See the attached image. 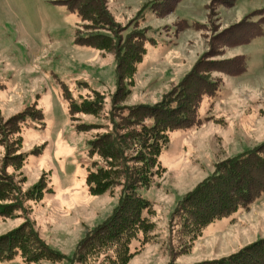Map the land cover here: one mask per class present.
<instances>
[{
	"label": "rangeland",
	"instance_id": "1",
	"mask_svg": "<svg viewBox=\"0 0 264 264\" xmlns=\"http://www.w3.org/2000/svg\"><path fill=\"white\" fill-rule=\"evenodd\" d=\"M61 1L0 0V117L9 120L30 106L43 114L42 121L26 118L19 133L0 131V205L16 207L0 210V236L29 222L65 258L27 262L18 251L0 264H72L79 241L111 215L120 198V184L91 194L85 177L92 162L100 160L88 155L89 140L111 129L115 57L75 43L80 20ZM107 8L123 36L144 29L148 39L133 76L124 82L130 92L120 107L160 101L210 50L212 38L251 13L255 21L264 17V0H107ZM262 28L247 43L220 48L213 59L242 56L245 72H212L221 78L220 89L203 98L198 109L202 123L169 133L159 155L163 171L148 188L139 189L152 203L144 215L153 229L144 244L142 233L131 240L133 255L126 264H194L264 238V192L248 207L207 224L193 241L181 233L179 220L170 223L178 200L211 175L217 163L264 140V24ZM63 86L77 103L101 95V111L71 115ZM83 125L87 127L81 129ZM6 145L17 150L8 154ZM17 153L25 156L21 166L12 160ZM115 250L111 245L87 252L74 264H111Z\"/></svg>",
	"mask_w": 264,
	"mask_h": 264
},
{
	"label": "trees",
	"instance_id": "2",
	"mask_svg": "<svg viewBox=\"0 0 264 264\" xmlns=\"http://www.w3.org/2000/svg\"><path fill=\"white\" fill-rule=\"evenodd\" d=\"M69 12H74L82 29H77L75 43L112 53L116 62V90L112 96L109 112L111 129L96 134L88 142V155L99 157L88 168L86 184L91 194H100L113 184L121 185L120 198L111 215L79 241L71 257V263L80 262L85 254L99 252L111 245L116 246V256L111 264H126L133 253L129 250L131 240L142 233V244L153 229V223L144 215L151 211L152 203L140 193L148 188L153 176L163 167L159 161L161 150L169 142V133L187 129L202 123L198 109L205 97H214L220 89L221 78L211 73L220 72L235 76L244 73L246 64L242 56L230 59H213L223 46L249 42L262 33L264 17L252 20V13L238 23L225 28L210 50L200 56L182 79L153 104L118 106L129 94L124 82L130 79L144 54L147 39L144 29H135L122 35V27L107 8V0H62ZM263 11L261 9L259 14ZM108 30L111 35L100 32ZM239 34V35H238ZM63 97L69 102V113L97 115L103 106L101 95L93 100L74 102L68 89L63 86ZM124 109V111H123ZM36 112L37 114H32ZM43 120L40 109L30 106L9 120L0 117V131L19 133L26 118ZM209 118V117H208ZM87 125L81 126L84 129ZM20 141V139H18ZM10 150L6 145L8 154ZM12 160L21 166L24 153H17ZM41 183V182H40ZM39 183V184H40ZM36 185L34 188H37ZM31 191L27 192L28 196ZM264 192V140L258 145L224 159L215 165L214 172L178 200L171 214V225L179 220V230L193 241L203 228L214 220L229 216L238 208H246ZM30 193V194H29ZM33 195L28 198H32ZM40 194L35 198L39 197ZM3 196H0L2 198ZM14 203L0 205L16 209ZM11 210V211H12ZM3 215H6L3 212ZM176 224V223H175ZM26 229L29 231L26 233ZM18 251L28 261L47 259L58 261L65 256L50 248L25 222L13 231L0 236V261L11 259ZM169 264H178L173 261ZM194 264H264V238H260L235 253L219 259L204 260Z\"/></svg>",
	"mask_w": 264,
	"mask_h": 264
}]
</instances>
